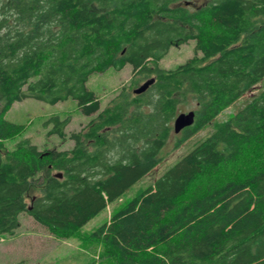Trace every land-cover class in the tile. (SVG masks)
Returning <instances> with one entry per match:
<instances>
[{
	"label": "trees",
	"instance_id": "1",
	"mask_svg": "<svg viewBox=\"0 0 264 264\" xmlns=\"http://www.w3.org/2000/svg\"><path fill=\"white\" fill-rule=\"evenodd\" d=\"M188 41L190 58L158 67ZM125 65L153 82L98 111L88 77ZM263 77L264 0H0V238L21 214L74 238L156 165L178 107L193 113L186 139ZM26 98L70 99L94 117L68 135L66 119L47 118L67 150L27 139L6 150L22 126L3 115ZM253 148H264V87L87 234L98 264H264V163L232 173Z\"/></svg>",
	"mask_w": 264,
	"mask_h": 264
},
{
	"label": "rangeland",
	"instance_id": "2",
	"mask_svg": "<svg viewBox=\"0 0 264 264\" xmlns=\"http://www.w3.org/2000/svg\"><path fill=\"white\" fill-rule=\"evenodd\" d=\"M193 45V41H188L186 44L170 47L157 63L158 67L169 70L183 64L192 56ZM137 79V75L131 74L130 66L125 65L120 71L107 69L103 73L91 74L85 86L96 96L99 103L98 111H100L120 91L132 94V90L145 81ZM263 87L264 77L250 92L241 95L211 122L186 139L182 138V132L177 134L171 132L157 155L159 159L156 165L133 185L127 187L122 196L108 204L101 213L86 223L74 238L57 239L35 223L28 215H19V227L12 234L0 238V264H98L97 260L102 257L101 247L86 240L87 234L96 225L107 221L109 216L131 197L152 184L166 169L210 135L216 126L228 119L248 100L251 94ZM188 109L189 106L181 105L177 108V112L181 110L182 113H186ZM51 116L67 120V125L64 128L66 135L78 131L94 117V115H81L76 109L75 102L70 99L48 105L26 98L13 103L3 115L4 120L22 126L21 133L12 139L3 141L4 148L11 150L17 142L23 139L29 140L39 150L56 149L62 151L71 148L72 142L69 140L61 141L54 135L46 136L50 126L44 127L43 123ZM263 163L264 148H253L234 165L233 176L242 178ZM102 264H111V262L107 261Z\"/></svg>",
	"mask_w": 264,
	"mask_h": 264
},
{
	"label": "water",
	"instance_id": "3",
	"mask_svg": "<svg viewBox=\"0 0 264 264\" xmlns=\"http://www.w3.org/2000/svg\"><path fill=\"white\" fill-rule=\"evenodd\" d=\"M153 82L152 79L145 81L142 85H140L138 88L133 90V94H140L142 93L151 83ZM193 122V113L187 112V113H180L178 114L172 123V130L174 134H177L182 129L190 126ZM57 177H60L59 174L56 175Z\"/></svg>",
	"mask_w": 264,
	"mask_h": 264
}]
</instances>
